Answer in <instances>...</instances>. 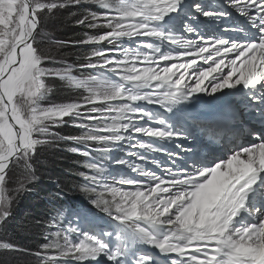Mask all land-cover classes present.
Wrapping results in <instances>:
<instances>
[{
    "label": "snow or ice",
    "instance_id": "snow-or-ice-1",
    "mask_svg": "<svg viewBox=\"0 0 264 264\" xmlns=\"http://www.w3.org/2000/svg\"><path fill=\"white\" fill-rule=\"evenodd\" d=\"M85 2L98 4L106 11L87 14L75 23L108 31L95 36L85 33V38L75 43L97 45L106 41L116 47L94 48L80 67L112 72L119 82L108 83L100 76L78 81L72 78L71 68L56 72L41 66L42 61L56 58L34 46L40 14ZM182 3L183 0H0V192L10 166L23 161L30 168L27 161L35 147L49 142L34 138V134L51 135L45 121L59 126L71 116L74 126L83 132L69 139L86 145L84 150L71 149L86 157L83 166L88 171L81 173L85 181L82 190L96 193L95 206L123 225L124 239L158 249L170 258V264H264V210L255 204L248 206L253 193L264 200V191L254 188L264 181V140L243 147L211 167H178L182 153L191 149L177 143L180 151L169 152L151 141H179L186 137L137 106L143 102L170 112L177 103L198 92L213 94L237 86L255 90L264 85V0H226L258 33L254 42L205 38L187 23L184 35L159 30L157 23L177 12ZM192 9L217 20L230 15L205 10L199 3H193ZM124 40L136 41L135 47H124ZM154 41L167 42L169 50L163 51ZM54 43L63 45L68 41ZM140 62H144L142 66H138ZM45 76L66 78L71 86L83 84L88 94L67 106L41 107L39 99L51 92ZM97 84L103 86L98 88ZM258 99L264 102V94ZM138 137L149 139L142 141ZM122 142H128L133 149L129 155L134 159L117 163L131 168L140 179L109 180L103 162L92 156L95 152L107 159ZM139 152L162 154L167 163L153 160L160 171L150 170L144 167L147 157L137 155ZM9 204L10 200L0 195V224L10 215ZM241 212L247 214L249 222L237 223ZM54 228L56 231L46 236L49 243L36 254L37 264H85L100 256L111 264H121L128 251L123 242L114 249L90 234H78L73 240L75 228L61 229L56 223ZM11 247L0 244V248ZM132 264H153V257L140 254Z\"/></svg>",
    "mask_w": 264,
    "mask_h": 264
},
{
    "label": "trees",
    "instance_id": "trees-1",
    "mask_svg": "<svg viewBox=\"0 0 264 264\" xmlns=\"http://www.w3.org/2000/svg\"><path fill=\"white\" fill-rule=\"evenodd\" d=\"M106 10L100 5L85 2L81 4H69L66 7L53 10L52 14H48L47 10L41 14L44 15V20L49 22L55 28V33L48 31L51 43L42 44V50L49 48L50 51L56 52V57H61L62 61L68 62L71 67L81 70L86 75L91 74L87 68H81L80 65L84 63L85 58L90 56L94 48H101L98 45H81L75 41L85 38V33L89 36L98 35L101 32L108 31L107 28H89L86 25H77L75 21L90 13H103ZM40 30H44L41 29ZM54 31V30H53ZM41 34V32H39ZM38 33V35H39ZM43 34V33H42ZM49 40V42H50ZM55 41H68L63 45L54 43ZM127 40L122 41V43ZM109 45L106 41L102 48ZM115 46V44H112ZM39 49L41 47L39 45ZM58 48V49H56ZM115 48V47H113ZM57 88L64 85L62 81L55 78ZM56 88V89H57ZM61 99L65 102L75 101L79 102L87 94L82 91H72L63 89L61 91ZM86 111V108H83ZM95 122V121H94ZM48 131L51 133L49 138L51 142L41 144L44 154L38 157V161L34 162L35 169L38 171L39 183L38 186L28 188V195L25 199H21V210L19 213L17 208L14 210V229L19 234L20 231L28 233V236H33V240L15 239L21 251H10L11 254L22 256L21 258H14L7 251L0 252V260L4 259L5 264H37V253L41 252L44 246L49 243L46 239L51 232L56 231L54 223L63 226L75 228L80 226L83 229L85 225L82 222H87L90 217H96L94 210L90 208H83L81 204L74 200V197L87 201V203L97 208L93 202L96 197L94 192H85L82 186L85 181L81 173L88 171L84 168L86 157L71 151L73 148L84 150V144L76 143L71 137L80 136L83 129L74 126V118H64V122L59 126H53L48 122ZM97 156L92 153V156ZM96 159V158H94ZM48 160V161H47ZM48 165L53 175L48 174L47 169L44 171L42 167ZM107 175L111 173V169L106 166ZM49 179H54L57 187H51L46 182ZM39 189L40 193L36 195L35 189ZM67 193L69 196L60 193V191ZM107 199H111L110 195L106 194ZM98 209V208H97ZM100 210V209H99ZM56 218V220L54 219ZM20 236V234H19ZM75 238L74 233L71 236ZM61 238V243H62ZM33 242V243H31ZM33 244V245H32ZM67 264H70L67 262Z\"/></svg>",
    "mask_w": 264,
    "mask_h": 264
},
{
    "label": "rangeland",
    "instance_id": "rangeland-1",
    "mask_svg": "<svg viewBox=\"0 0 264 264\" xmlns=\"http://www.w3.org/2000/svg\"><path fill=\"white\" fill-rule=\"evenodd\" d=\"M201 6L204 8V6L202 4H201ZM176 13L177 12H174L173 14L170 13L168 16L164 17V19L161 22H163L164 20H168V18H172V16L174 14H176ZM42 18H43V20H41L39 27L41 29H44L46 32L51 31V32L55 33V31H56L55 28L53 26H51V24L49 22L44 20V15L42 16ZM182 19H185V17H183ZM201 19L205 20V18L203 16L201 17ZM171 23L174 24L173 21H171ZM192 27L197 30L196 26H192ZM157 28L160 30V27H157ZM167 28L169 29L168 26H167ZM184 29H185V26H183L182 29H181L182 35L185 34ZM38 32L39 31H37L36 34H35L36 35V44L35 45H39L41 47V50H42V44H43L44 38H43L42 34L39 33V35H38ZM164 33H166V34L167 33L174 34L171 31H166ZM55 34H57V33H55ZM49 36L51 37V35H49ZM154 43H157L162 48L163 51H168L169 50V46H168L167 42H156L155 41ZM56 49H58V48H56ZM43 51H45L46 53H49L50 55H52V56H54L56 58L55 61H53V60H47L45 62L42 61V65L41 66L44 69H46V70L62 72L64 70L68 69V68H71V76H72V78L74 80L85 81V80H88L90 77L100 76L103 80H105L108 83L119 82L118 81V76L115 75L112 72L105 71V72H102V73H98L96 70L91 69L90 70L91 74L86 75L85 73H83L81 71L83 69H80V68L77 69V68H73V67H65L64 66V61H62V59H61V57H63V56L56 57L55 56L56 54H53V53H56V52L50 51L49 48L43 49ZM143 63L144 62H140V64L138 66H142ZM55 78H57L60 81H62L64 83V85H62L59 88H57V84L54 81ZM44 82H45L47 87L51 88V92L43 94L41 96V98L39 99V101H38L40 106L44 107V108H48V107H63V106H67V105L72 104V103H76L75 101L65 102L64 100L61 99V95H62L61 91L63 89L72 90V91H82V92L88 94V89L83 84H81L80 86H76V85H72L71 86V85L68 84V81H67L66 78H58V77H55V76L54 77L45 76L44 77ZM96 86L99 88V87H102L103 85L97 84ZM140 106H141L140 108H143V109L151 112L155 119H163L169 125V118L167 116H164L163 113L160 111V110H163L162 108H158L156 111H154V109H148L143 104L140 105ZM81 111H84L83 108L81 109ZM45 124L48 125V121H45ZM152 126L153 127H158V125H156V124H153ZM171 129L175 132V130L173 128H171ZM34 138L46 139L49 142H51V139L49 138V135L44 136V135H40V134H34ZM137 139L148 140L149 138L138 137ZM151 142L158 144L159 147H161L163 149H166L168 147V145L170 144L169 143L170 141H168V140L158 141V140L153 139ZM117 146L118 147H115L113 149V152L117 155V157L120 156V154L123 153V152H124V155L121 156L118 159H115L114 165L118 169V175L117 176H107V179H109V180H111V179H120V178H128L129 176H125L124 177V171L133 172L132 169L127 167L126 165L121 164V163H117L118 161H127V160L134 159V157L129 155V153H131L133 151V149L130 147L128 142H122V143L118 144ZM169 152H174V151L173 150H169ZM44 153L45 152H44L41 144L37 145L35 147L34 154L31 156V159L29 161H27V164L31 166L30 168H27L23 161H21L16 166H10V168L8 170V175L6 176V181H5L4 185L2 186L3 187V191L0 192V195H3L5 198L10 200V204H9L10 215L7 217V219L2 224H0V244L7 243V244L12 246L10 249L0 248V252L7 251L14 258H21L22 257V256H19L17 254H11V252H10V251H21V248L18 247L17 242H16L15 239H19L20 238V241H22V240H26V239L27 240H33V238H34L32 235L28 236V233H26L24 231H20L19 232L20 236H19L18 233H16V231H13V229H14V218H15V215H16V214H14V210L17 208L18 212L22 213L23 210L20 211L21 210V206H22L21 199H25L26 198L25 196L28 195V192H27L28 188H30V187L35 188V187L38 186V183H39L40 180L38 178L39 174H38L37 169H35L34 162L38 161V157H42V154H44ZM137 155H142V156L147 157V160L144 162V167H146V168H148L150 170L158 172L157 170H154L155 164H153L152 161L153 160H158L159 161V158L161 156H163L162 154L152 153V152H139V153H137ZM161 162H162V164H165V161L162 160ZM47 166L48 165H46L45 167L43 166L42 170L44 171L45 169H47L48 171H50V172H48V174L53 175V173L51 172L52 170L50 168H48ZM133 173H135V172H133ZM133 173H130V178L129 179H133V180L140 179V177H138L136 175V173L135 174H133ZM48 182H49L48 185L50 183L52 185V184L55 183V180L54 179H49ZM35 192H36V195H37V194L40 193V190L37 188V189H35ZM114 223L116 224V222H114ZM116 227H118V226L114 225V229L112 231L106 229V230H104V232L102 234L100 232H98V233H95V235L98 238L102 239L110 248H114L115 249V248H117V241H116V239H118L117 236L119 234V237H120L121 229H122V228H116ZM116 233H118V234H116ZM80 235H82V234H80ZM127 240H128V243H130L131 245H135L137 243V242L131 241L130 239H127ZM31 243H33V242H31ZM137 255H140V254H134L135 257ZM152 257L154 258V256H152ZM70 262L72 264H75L74 261H70ZM98 263H100V264H111V262L108 261L104 256H103L102 260L99 261ZM0 264H5L4 259L1 258ZM85 264H95V262L85 261Z\"/></svg>",
    "mask_w": 264,
    "mask_h": 264
},
{
    "label": "bare ground",
    "instance_id": "bare-ground-1",
    "mask_svg": "<svg viewBox=\"0 0 264 264\" xmlns=\"http://www.w3.org/2000/svg\"><path fill=\"white\" fill-rule=\"evenodd\" d=\"M193 2V0H183V3L180 5V6H182V5H184V6H186V7H191V3ZM179 6V7H180ZM226 6H227V8H229L230 10H232V11H235V9H233V8H231V7H229L227 4H226ZM214 165V163L211 165V166H213ZM110 168V167H109ZM259 203H260V200H259Z\"/></svg>",
    "mask_w": 264,
    "mask_h": 264
},
{
    "label": "water",
    "instance_id": "water-1",
    "mask_svg": "<svg viewBox=\"0 0 264 264\" xmlns=\"http://www.w3.org/2000/svg\"><path fill=\"white\" fill-rule=\"evenodd\" d=\"M39 28V27H38ZM38 28L36 29V31L38 30ZM35 34V33H34Z\"/></svg>",
    "mask_w": 264,
    "mask_h": 264
}]
</instances>
